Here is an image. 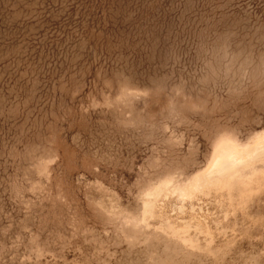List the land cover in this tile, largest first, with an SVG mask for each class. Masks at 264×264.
Masks as SVG:
<instances>
[{
	"label": "rangeland",
	"instance_id": "374dc122",
	"mask_svg": "<svg viewBox=\"0 0 264 264\" xmlns=\"http://www.w3.org/2000/svg\"><path fill=\"white\" fill-rule=\"evenodd\" d=\"M0 264H264V0H0Z\"/></svg>",
	"mask_w": 264,
	"mask_h": 264
},
{
	"label": "bare ground",
	"instance_id": "6f19581e",
	"mask_svg": "<svg viewBox=\"0 0 264 264\" xmlns=\"http://www.w3.org/2000/svg\"><path fill=\"white\" fill-rule=\"evenodd\" d=\"M258 150H259V149H258ZM228 152H229V151H228ZM228 152L225 153V154H227V155L230 154V153H228ZM230 152H231V151H230ZM231 153H232V152H231ZM221 156L223 157V156H226V155H221ZM256 156H257V155H256ZM230 157H232V154H231ZM230 157H229V158H230ZM230 160H231V159H230ZM218 161H219L221 164L225 165V163H226L227 160H225V158H219ZM232 161H233V160H232ZM234 161H235V159H234ZM220 166H221V165H220ZM224 167H227V166H224ZM218 168H219V166H218Z\"/></svg>",
	"mask_w": 264,
	"mask_h": 264
}]
</instances>
